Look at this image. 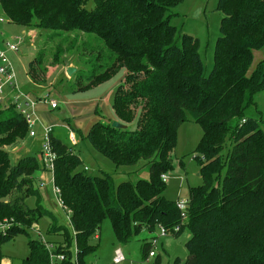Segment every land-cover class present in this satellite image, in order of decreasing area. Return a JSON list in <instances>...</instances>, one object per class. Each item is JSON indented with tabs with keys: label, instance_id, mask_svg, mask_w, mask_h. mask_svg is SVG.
<instances>
[{
	"label": "trees",
	"instance_id": "16d2710c",
	"mask_svg": "<svg viewBox=\"0 0 264 264\" xmlns=\"http://www.w3.org/2000/svg\"><path fill=\"white\" fill-rule=\"evenodd\" d=\"M183 1L0 0L15 25L49 30L57 37L78 31L102 41L110 53L105 69L90 78L91 85L78 90L97 87L124 73L112 108L116 121L126 128L98 120L87 135L77 132L117 168L150 165L148 179L116 185L111 175L91 176L79 169L82 161L74 148L51 132L54 184L71 212L73 235L42 205L30 208L26 204V198L41 197L31 179L41 165L31 155L12 163L6 148L24 141L29 129L15 105L0 111V224L12 223L0 231V261L4 258L1 247L24 234L29 255L22 264H50L45 245L30 236L31 228L48 217L53 224L48 234L65 237L66 248L58 247L54 253L70 259L76 246L78 264H86V258L98 249L92 239L105 220L111 222L122 246L144 230L153 235L163 227L174 237L189 231L188 259H176L174 264H264V116L248 115L264 92V58L253 68L255 53L264 51V0H218L221 36L209 74L200 40L172 24L173 9ZM41 63V58L31 62L34 79L42 72ZM188 116L203 130L194 157L203 183L190 188L183 222L176 201L164 196L167 184L162 175L174 171L171 153ZM16 192L21 197L11 198ZM177 226L179 232H175ZM151 242L144 241L142 246L144 260ZM153 264H161V258L156 256Z\"/></svg>",
	"mask_w": 264,
	"mask_h": 264
},
{
	"label": "rangeland",
	"instance_id": "374dc122",
	"mask_svg": "<svg viewBox=\"0 0 264 264\" xmlns=\"http://www.w3.org/2000/svg\"><path fill=\"white\" fill-rule=\"evenodd\" d=\"M217 4L218 0H184L173 9L176 15L172 19V24L183 33L200 40V53L205 65L206 74H209L213 68L215 45L221 36L220 25L223 16L217 10ZM93 6V3L90 2L89 8H93ZM0 15L6 20L3 24H0V27H2L0 33L4 35L3 39L7 41L13 40L19 44V51L11 53L9 57L20 91L13 93L6 101H0V111L7 112L9 107L14 105L13 98L17 94L27 95L30 99L29 95L37 97L43 94L42 97L49 95L51 99L59 102V109H52V116L61 121H67L69 122L68 124L71 123L72 125V128L68 130L58 123L55 133L63 143L69 147H73L74 151L80 156L82 166L79 169L86 171L91 176L111 175L116 185L125 181L136 182L139 179H148L150 165L147 162H144L140 167L117 168L110 160L96 152L90 143L79 137V133L75 131L76 125H79L82 121L79 118L83 116L84 110L73 103L70 104L74 100L85 99L96 101L106 99L104 102H99L100 108L109 105V113H113L114 117L107 118L103 116L102 110H98L101 113L99 116L104 117V122L116 121L112 104L115 90L123 80L124 73L118 74L110 81L97 87L78 91L80 87L91 85L89 84L90 78L93 75L103 73L105 69V64L109 60L110 53L104 48L102 41L94 35H87L78 31L66 32L63 33V36L57 37L49 30H39L36 27H29L28 29L15 25L6 16L1 5ZM59 48L63 49L62 53H59ZM100 55H102V60L98 61L97 57ZM35 58L42 59V63L40 64L42 72L37 79H34L29 72L31 62ZM263 58L264 51L256 52L253 68ZM68 67H74L77 71L72 76H68ZM9 90H7V93ZM40 99L37 98V100ZM256 102L257 106L249 109L248 115L256 118L260 114L264 116V92L256 97ZM41 104L46 105L44 103ZM92 105L99 108L95 102ZM16 110L18 111L17 107ZM1 116L2 114L0 113ZM71 135L75 136V144L72 143ZM202 135L203 130L201 126L196 124L190 116H188V121L179 128L177 146L171 153L174 171L167 173L169 179L165 182L167 188L164 196L168 200H188L190 188L202 185L203 181L199 175L200 166L194 158L197 155L195 151ZM28 137H30L29 134ZM34 141L37 142V145H34ZM31 142L33 144L29 143L28 148L32 154L37 156V150L40 146L42 147L43 143L41 135H38L36 140ZM229 146L230 143L223 151L224 155L227 154ZM16 148L17 145L6 148L11 153L13 164H17L25 155L24 152H19ZM39 156L37 158L41 169L31 179L34 181V189L38 190L41 197L39 199L35 196L26 198V204L30 208H35L37 204L42 205L44 209L54 213L58 219V225H64L72 231V228L69 226L68 216L59 206L54 194V175L52 176L51 172L46 171L42 164L41 155ZM24 190H27V188ZM21 195L16 192L11 198L15 196L21 197ZM52 225V220L44 217L39 221L38 226H34L35 230L31 228L30 236L33 238L37 237V232H40L47 241L54 243L56 248L61 247L65 249L66 244L63 233H57L56 235L48 234ZM97 235L100 239L93 238L92 244L98 245V249L86 258V264H114L113 258L116 249H120L127 259L121 264H141L142 262H146L144 264H153L156 256L161 258V264H174L176 259L186 262L189 255L185 245L187 239L190 238L189 231H185L179 237H174L169 233V236L166 238H160L159 228L153 235L144 230L136 239L122 246L116 240L111 222L105 220ZM144 241L147 243L152 241L151 243L154 242L156 246L153 248L156 256L149 259L148 262L142 257ZM1 252L4 258L0 261V264H11V262L12 264H22L23 260L28 258L29 255L28 237L24 234L16 236L1 247Z\"/></svg>",
	"mask_w": 264,
	"mask_h": 264
},
{
	"label": "built area",
	"instance_id": "2783aa9c",
	"mask_svg": "<svg viewBox=\"0 0 264 264\" xmlns=\"http://www.w3.org/2000/svg\"><path fill=\"white\" fill-rule=\"evenodd\" d=\"M5 18L0 15V24H3L5 22ZM3 33H0V39L3 43V47L0 46V101L4 102L9 98V94L7 93V90L10 89L11 96L15 92H20L17 80H16V74L13 69V65L11 62V59L9 57V53H17L19 51V44L17 42H14L13 40L7 41L6 39H3ZM18 38V37H17ZM42 103L48 105L51 107V109H57L58 108V102L51 99L49 95L42 97L41 99ZM36 103L37 101L31 100L27 95L21 94V95H15L13 98V104L16 105L19 113L24 117L28 128H29V135L30 137H36V126L39 123V118L36 110ZM51 132L52 129L49 127L44 128V135H43V143H42V151H41V159L42 164L45 167L46 171L51 172L52 176L54 175L55 171V160H56V154L53 151V147L51 144ZM72 143H76V139L74 135H71ZM168 175L163 174L162 180L164 182L168 181ZM54 183V178H53ZM55 190L54 194L57 198V201L59 203V206L66 212L68 219H69V226H70V217L71 212L65 207L62 199H61V191L59 188H57L54 184ZM189 200H178L176 201V207L181 213L182 221L184 222L186 220V212L188 209ZM12 225L11 221H4L0 224V231L5 232L10 226ZM38 226V224H35ZM34 225V226H35ZM33 226V229H34ZM72 228V227H71ZM35 230V229H34ZM160 238H166L169 236V233L166 231L165 228L160 227ZM73 235H75V232L72 228ZM180 231V226H177L175 228V232ZM37 232V231H35ZM37 237L40 239V241L45 245L46 249L49 251L51 263L50 264H68V261L71 262V264H78V250L76 246L73 248L72 251V257L69 259L67 255L65 254H55L54 251L57 250L54 243H50L47 241L40 232H37ZM96 239H98V235L96 236ZM156 242V241H155ZM156 246L154 245V242L152 243V249L149 253V257L145 261H149V259L154 258L156 256L155 251L153 248ZM127 259L124 256L123 252L120 249H117L115 251V256L113 258L114 264H121L125 262ZM146 262H142L141 264H144Z\"/></svg>",
	"mask_w": 264,
	"mask_h": 264
},
{
	"label": "crops",
	"instance_id": "0c3cea01",
	"mask_svg": "<svg viewBox=\"0 0 264 264\" xmlns=\"http://www.w3.org/2000/svg\"><path fill=\"white\" fill-rule=\"evenodd\" d=\"M0 29H2V27H0ZM3 32V31H2ZM15 37H18V36H15ZM19 38V37H18ZM0 46L3 47V43L0 39ZM11 53H9V56H10ZM66 70V69H65ZM35 86V84H34ZM78 91H82V90H78ZM9 93V96H11V93H10V90L8 91ZM44 95V94H43ZM43 95H39L38 97L37 96H34V95H29L31 97L32 100H36L38 101L36 103V110L38 112V118H39V123L37 124L36 126V137H28L26 138L24 141H22L21 143H19L17 145V148L16 150H19V152H24L25 155H31V156H36L35 154H32L31 153V150L28 148V144H33V140H36V138L38 137V135H41L42 137V141H43V135H44V128L45 127H52V134L57 137V138H60L56 133H55V128L57 127L58 123L63 127V128H67L68 130L72 128V125L71 123L68 124L69 122L67 121H61L60 119H57L56 117L52 116L51 114V107L50 106H47V105H42L41 103V99ZM37 98H39L40 100H37ZM106 100V99H105ZM105 100H96V101H93V100H85V99H79V100H74L72 101L70 104H74V105H77L81 108H83L82 110H84V114L83 116H80L79 119H81L82 121L79 123V125H76L75 127V131H81V133H83V135H87L91 126L98 120H103L104 117L102 118L101 116H97L95 113L97 110H102L101 112L103 113V116L107 117V118H111V117H114L113 116V113H109L110 110L108 109L110 106L109 105H106L107 107H103V108H100V104L99 102H104ZM57 101V100H55ZM58 102V101H57ZM95 102L96 103V106H98L99 108L97 107H94L92 105V103ZM59 103V102H58ZM108 104V103H107ZM97 108V109H96ZM59 109V106L58 108ZM55 109V110H57ZM105 121V120H103ZM73 132V131H72ZM75 133V132H74ZM79 137L80 134L78 135ZM37 145V142L34 141V145ZM33 145V147H34ZM41 149L42 147L40 146V148L37 150V156L36 157H40L39 155L41 154ZM52 212V211H51ZM53 213V212H52ZM54 214V213H53ZM100 239V237H98V240ZM117 250V249H116ZM115 250V251H116ZM12 264V262H11Z\"/></svg>",
	"mask_w": 264,
	"mask_h": 264
},
{
	"label": "water",
	"instance_id": "95a60500",
	"mask_svg": "<svg viewBox=\"0 0 264 264\" xmlns=\"http://www.w3.org/2000/svg\"><path fill=\"white\" fill-rule=\"evenodd\" d=\"M76 71H77L76 68H74V67H68L67 74H68V76H72ZM112 126L114 128H117V129H125L126 128L125 125H122L121 123H119L117 121H114L113 124H112Z\"/></svg>",
	"mask_w": 264,
	"mask_h": 264
}]
</instances>
